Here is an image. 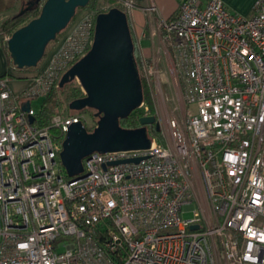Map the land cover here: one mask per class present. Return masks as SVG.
I'll return each mask as SVG.
<instances>
[{
    "label": "built area",
    "instance_id": "1",
    "mask_svg": "<svg viewBox=\"0 0 264 264\" xmlns=\"http://www.w3.org/2000/svg\"><path fill=\"white\" fill-rule=\"evenodd\" d=\"M95 17L77 22L22 90L0 75V264H264V0L247 14L180 0L158 18L181 95L172 108L163 101L166 143L149 125L150 148L94 152L71 178L60 153L84 115L60 111L40 125L32 101L89 51ZM139 56L149 76L158 71ZM137 112L156 115L145 99Z\"/></svg>",
    "mask_w": 264,
    "mask_h": 264
},
{
    "label": "water",
    "instance_id": "2",
    "mask_svg": "<svg viewBox=\"0 0 264 264\" xmlns=\"http://www.w3.org/2000/svg\"><path fill=\"white\" fill-rule=\"evenodd\" d=\"M90 1L28 0L19 14L39 4L41 10L38 16L14 30L8 39L7 47L13 64L19 69L36 67L43 59L48 44L70 24L77 9L88 6ZM75 79L85 94L72 100L69 108L77 111L95 109L98 120L91 131L83 121L69 125L60 153L69 177L85 175L83 160L94 152L150 148L149 125H155L160 130L156 115L141 117V125L136 128L120 124V120L128 117L144 100L129 16L123 8L112 6L96 14L91 48L62 75L59 86ZM22 108L28 110L30 101L23 102ZM34 119V116L30 117L31 122ZM146 157L124 158L110 163H137Z\"/></svg>",
    "mask_w": 264,
    "mask_h": 264
},
{
    "label": "rangeland",
    "instance_id": "3",
    "mask_svg": "<svg viewBox=\"0 0 264 264\" xmlns=\"http://www.w3.org/2000/svg\"><path fill=\"white\" fill-rule=\"evenodd\" d=\"M8 1L9 3L7 4ZM16 1L17 0L15 1L14 0H0V45L3 48V50L7 48L6 44H7L8 36L10 35L9 33L2 32L1 24L3 23L5 19L17 13L24 6L26 7L27 2H28V0H25L24 3L22 4L21 2L17 3ZM113 4L123 8L126 11L131 10L130 8H128L126 4L117 3L115 0H97V3L95 4L96 6L95 9H105ZM95 9L89 5L86 7L77 9L76 15L72 19L70 24L57 35V38L55 40H52L48 44L46 48V53L43 59L39 62V64L36 67H30V68H25V69H19L15 66H13L12 68L10 66V70L14 73L13 77H9L10 80H13L14 78H18L19 76L34 75L39 70L41 65L43 64L45 57H47L50 53L55 51L56 48L60 45L66 33L70 29H72L73 26L77 22L81 21L86 16L94 15V11H96ZM230 10L233 12L240 13L235 9L234 10L230 9ZM129 11L127 12L128 14H129ZM151 34H152L151 36L154 38L153 39L154 49H153V46H152L153 44L151 43L150 38L141 39L140 43H138L139 41L134 37V35H133V39H134L137 54L138 55L142 54L146 58L149 65L150 63L153 65V70L154 69L158 70L155 73L151 74V76H149L143 70L142 57L140 56H139L140 58L138 57L140 61L139 69H140L141 78L142 79L144 78L147 85H149V82H150V85L148 87L150 89V96L153 102L154 113L157 115V120L160 122L159 137L161 139V142L166 143L167 134H168L166 117L169 116L170 112L168 114L166 110V104H164L163 101L167 102L168 108H172L173 106L177 105L181 95H179V93L175 91L169 61L167 60L166 53L163 50L162 46H159L161 45V42L157 38V34H158L157 27L153 30ZM146 36H149V33H147ZM147 48L148 50H146ZM143 49H145V52L142 51ZM5 55L7 58L8 55L10 54L7 51ZM8 58H11V57L9 56ZM8 58H7V61H8ZM21 72H24V73L27 72V73L23 74ZM145 75H147L149 79ZM75 81L79 83L77 79ZM61 99L63 100V105L61 106L62 108L61 112L64 111L66 114H72V115L81 113L84 115L83 122L87 128L91 129L96 126L98 117L95 116V113H96L95 109L86 108V109H83L82 111L70 110V109L67 110L68 105H67V102L64 101L63 95L61 96ZM42 101H43V98H37L32 101V104L36 109H39L42 104ZM150 132H151V129H150ZM151 134L153 133L151 132ZM185 215L190 216L191 213L185 214Z\"/></svg>",
    "mask_w": 264,
    "mask_h": 264
},
{
    "label": "trees",
    "instance_id": "4",
    "mask_svg": "<svg viewBox=\"0 0 264 264\" xmlns=\"http://www.w3.org/2000/svg\"><path fill=\"white\" fill-rule=\"evenodd\" d=\"M97 3V0H91L89 3V6H92L94 9L96 8L95 4ZM112 6H109L105 9H95V14L101 11H106ZM121 8V7H120ZM41 10V5H34L30 9H27L23 14H19V12L15 13L14 15L8 17L3 21L1 24V29L3 33H9L11 35L14 30L19 28L20 26L26 24L28 21H30L32 18L39 15ZM7 46V44H6ZM5 53L8 51V47L4 49ZM9 53V51H8ZM135 55L138 62V66L140 67V61H139V55L137 54L136 48H135ZM10 55H8L9 57ZM7 57V58H8ZM139 57V58H138ZM7 65L15 66L13 64V61L11 58H8ZM16 67V66H15ZM25 69V68H24ZM40 70V68H39ZM38 70V71H39ZM37 71V72H38ZM9 74V77H13L14 73L12 71H9L8 73H5L4 75ZM76 80V79H75ZM75 80H72L68 83H66L64 86L60 87L59 85L52 89L49 94L43 98L42 104L39 108V111L37 113V120L36 122L40 125H47L49 124L52 116L56 114L57 112L61 111V106L63 105V100L61 99V96H64V101L67 102V110H69V103L79 97H82L85 93L80 85V83L76 82ZM143 82V89H144V99L147 100L150 103L152 111H154L153 102L150 96V89L148 85L146 84L144 78L142 79ZM72 110V109H70ZM82 111V110H80ZM154 113V112H153ZM140 115L137 112V109L134 110L128 117L122 118L120 120V124L123 127L126 128H136L141 125L140 123ZM88 130H93V128ZM152 133L154 136H156L158 139H160L159 131L156 129L155 126L152 128ZM161 141V139H160Z\"/></svg>",
    "mask_w": 264,
    "mask_h": 264
},
{
    "label": "crops",
    "instance_id": "5",
    "mask_svg": "<svg viewBox=\"0 0 264 264\" xmlns=\"http://www.w3.org/2000/svg\"><path fill=\"white\" fill-rule=\"evenodd\" d=\"M15 1V0H14ZM25 0H17V3H24ZM135 6L129 11V22L132 30V34L140 43L141 39L150 38L151 43L153 44V37L151 36L153 30L157 27V19L158 18H169L171 17L177 10L178 4L180 0H153L156 4V11L153 14L146 13L145 6L147 5V0H134ZM227 6L232 10H237L242 14H247L251 11L255 0H224ZM9 1L7 2V4ZM20 11V10H19ZM18 11V12H19ZM149 33V36L146 34ZM157 38L161 42L163 50V44L161 40V34L158 31ZM154 49V44L152 45ZM148 50V48L146 49ZM145 52V49L142 50ZM142 52V53H143ZM10 70V66L7 65V58L3 48L0 45V75H4L8 73ZM26 74L24 72H21ZM17 77V76H16ZM32 75L19 76L18 78H14L10 80V85L14 91H20L25 88L31 79Z\"/></svg>",
    "mask_w": 264,
    "mask_h": 264
}]
</instances>
